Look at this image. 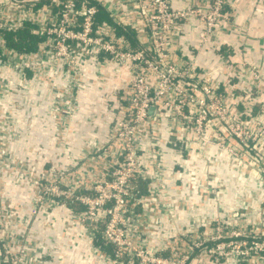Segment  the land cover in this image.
Segmentation results:
<instances>
[{
  "label": "built area",
  "instance_id": "1",
  "mask_svg": "<svg viewBox=\"0 0 264 264\" xmlns=\"http://www.w3.org/2000/svg\"><path fill=\"white\" fill-rule=\"evenodd\" d=\"M101 8L111 13L116 25L99 19ZM121 8L122 13H115ZM233 8L231 0H0V170L24 174L23 183L33 180V215L37 205L82 204L84 209L73 211V217L86 225L91 247L110 264H264V204L256 220L236 211L231 217H213L174 232L179 211L195 202L182 192L174 202L164 183L169 150L183 159L173 162L172 180L179 187L198 185V177L187 173L186 162L215 147L229 153L237 167L255 169L264 186V121L251 127L243 113L235 116L220 84L212 80L213 71L199 62L201 51H220L224 45L219 34L233 28ZM129 13L144 21L147 36L138 46L116 31L118 25L124 30L134 26ZM26 22L44 38L35 49L23 51L10 45L5 35ZM175 48L182 51V59L173 58ZM101 54L118 70L123 67L130 73L128 108L116 119V148H103L112 156L105 160L102 178L86 187L68 183L67 169L36 172L33 179L25 175L34 170V163L15 152L23 141L15 120L23 106L14 97L27 84L46 80L55 86L54 79H59L67 90H51L50 111L65 113L67 125L84 61ZM250 69L255 85L246 95L251 103L263 93L264 76L258 65ZM254 107L247 106L244 113L252 116ZM213 178L208 171L209 200L217 192L210 184ZM139 180L149 182L147 193H140ZM2 218L0 264H26L27 229L12 241L10 225ZM155 235L162 241L156 247L151 244ZM98 237L104 247L96 244ZM50 255L38 256L32 264H49Z\"/></svg>",
  "mask_w": 264,
  "mask_h": 264
},
{
  "label": "crops",
  "instance_id": "2",
  "mask_svg": "<svg viewBox=\"0 0 264 264\" xmlns=\"http://www.w3.org/2000/svg\"><path fill=\"white\" fill-rule=\"evenodd\" d=\"M231 4L234 7L233 28L224 29L219 34L224 45L220 51H201L199 62L213 71L212 80L220 84L225 101L234 107V115L243 113V120L253 127L261 119L264 121V111H261L264 90L261 96H254L251 103L246 95L248 88L255 85L250 65H258L264 76V0H231ZM120 11L122 13L124 8L115 13ZM128 15L134 18V26L124 30L118 25L116 31L117 34H124L133 46H138L147 36L144 21L131 13ZM99 16L101 21L116 25L109 11L103 9ZM177 55L182 59V51L175 48L173 58L176 59ZM117 67L109 56L103 54L85 59L81 87L77 90L74 112L67 125L65 113L50 111L51 90L57 88L60 92L66 89L59 79H54L55 86H50L51 83L46 80L35 85L27 84L24 92L14 97L23 106L15 117L16 127L23 139L16 144L15 152L34 163V170L25 175L33 179L36 172L43 173L51 168L67 169L70 173L66 178L68 183L86 187H90L95 179L102 178L105 160L112 156L103 148L111 145V152L116 148L112 145L116 143L113 135L116 119L127 110L129 102V70L123 67L118 70ZM232 92L235 94L232 95ZM249 105L255 106L250 117L244 113ZM163 122L162 128L165 127L167 133L168 125ZM102 151L104 154H101ZM177 158L183 160L169 150L164 178L167 193L174 202L178 201L182 192L184 197H191L195 203L179 211V219L173 223L174 232L191 229L194 223H204L213 217H231L236 211L247 212L256 220V213L264 204V186L255 169L237 167L229 153L213 147L209 153L195 154L190 163L184 161L187 173L198 177V185L183 183L177 187L172 180L173 162ZM209 158L210 163L207 164ZM208 171L214 175L210 184L217 187L211 200L206 198L205 192ZM24 180V174H13L12 170L4 172L3 176L0 174V217L3 215L4 223L10 225L12 241L18 233L27 229L24 234L30 236L27 237L26 264L34 263L36 257L45 253L51 254L49 264H110L107 257L91 247L89 230L85 224L75 221L73 206L37 205V212L33 215V180L23 183ZM148 183L138 181L140 193L148 192ZM3 207L7 213H4ZM164 223L167 222L164 220ZM166 227L172 226L166 224ZM158 239L157 235L152 238L154 247L162 243Z\"/></svg>",
  "mask_w": 264,
  "mask_h": 264
},
{
  "label": "trees",
  "instance_id": "3",
  "mask_svg": "<svg viewBox=\"0 0 264 264\" xmlns=\"http://www.w3.org/2000/svg\"><path fill=\"white\" fill-rule=\"evenodd\" d=\"M102 10L103 9L101 8L99 15ZM33 27V24H31L30 22H26L24 28L18 29L16 31H8L6 32L5 36L10 45H12L13 47L23 51L32 50L35 49L39 45V42L44 38L43 36H39L38 34L34 33L32 31ZM70 205L71 207L73 206L75 210L84 209V206L82 204L75 201L70 203ZM95 242L99 246H105L104 241L101 237L96 238ZM106 248L110 251L112 250L111 247L106 246Z\"/></svg>",
  "mask_w": 264,
  "mask_h": 264
},
{
  "label": "rangeland",
  "instance_id": "4",
  "mask_svg": "<svg viewBox=\"0 0 264 264\" xmlns=\"http://www.w3.org/2000/svg\"><path fill=\"white\" fill-rule=\"evenodd\" d=\"M0 174L3 176L4 173L0 170Z\"/></svg>",
  "mask_w": 264,
  "mask_h": 264
},
{
  "label": "water",
  "instance_id": "5",
  "mask_svg": "<svg viewBox=\"0 0 264 264\" xmlns=\"http://www.w3.org/2000/svg\"><path fill=\"white\" fill-rule=\"evenodd\" d=\"M152 111V110H151Z\"/></svg>",
  "mask_w": 264,
  "mask_h": 264
}]
</instances>
